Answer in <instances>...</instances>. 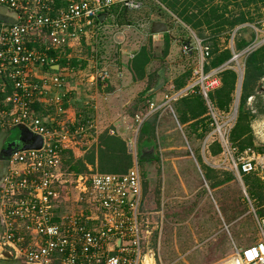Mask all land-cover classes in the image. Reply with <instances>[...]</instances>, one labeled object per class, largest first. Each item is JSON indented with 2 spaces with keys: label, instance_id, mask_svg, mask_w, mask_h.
Listing matches in <instances>:
<instances>
[{
  "label": "built area",
  "instance_id": "built-area-1",
  "mask_svg": "<svg viewBox=\"0 0 264 264\" xmlns=\"http://www.w3.org/2000/svg\"><path fill=\"white\" fill-rule=\"evenodd\" d=\"M0 5L10 13V19H0V131L21 126L43 138L39 149L14 150L0 180V257L21 259L26 264H151L154 254L151 257L143 254L138 222L142 190L137 162L125 174L92 171L79 175L75 181L62 173L60 165L63 145L93 128L91 122L68 126L60 116L63 109L59 102L65 97L64 71L70 68L67 49L98 25L100 14L115 5L130 12L138 11L143 2L0 0ZM256 42L245 52L258 47ZM197 48L203 57L207 54L200 42ZM183 51L190 52L191 46H183ZM238 56L234 54L232 60ZM55 64H59L58 71L52 68ZM217 73V70L205 73L201 66L194 71L195 80L188 89L199 84L207 98L208 92L220 84ZM108 74L105 68L96 70L98 80L104 81ZM188 89L175 92L167 97V102ZM260 91L264 92V77ZM52 92L56 94L52 96ZM48 101L58 102V116L48 114L44 107ZM207 101L211 104L208 98ZM253 102L254 96H250L248 104ZM35 103L43 105L45 115L35 113L32 108ZM154 106L152 103L151 108ZM209 108L216 119L215 109ZM144 118L136 115L130 127L134 133L133 138H128V148L135 157L136 139ZM251 127L258 143L264 145V116L255 118ZM220 134L225 153L233 157L235 147L227 133ZM249 151L251 155H244ZM244 153L238 156V161L232 158L239 178L264 164L259 153L250 149ZM72 188L78 196L72 200L80 203L84 198L85 210L62 213V202L70 201ZM255 219L258 240L250 246L235 248L232 254L212 264H264V215L255 213Z\"/></svg>",
  "mask_w": 264,
  "mask_h": 264
},
{
  "label": "rangeland",
  "instance_id": "rangeland-1",
  "mask_svg": "<svg viewBox=\"0 0 264 264\" xmlns=\"http://www.w3.org/2000/svg\"><path fill=\"white\" fill-rule=\"evenodd\" d=\"M142 1L144 6L141 10L131 13L127 12L125 18L121 19L119 18L123 12L112 14L105 22V25L94 27L87 36L80 39V42H76L74 48L69 51L72 55L71 62L74 68L70 71V73H67V70L64 71L68 77L66 78V84L63 87L65 97H63L59 102L63 109L60 116L63 117V123L66 125H88L89 121H92L91 123L93 124V128L89 129L90 131L88 134L84 133L82 135L90 137V133H93V139L90 140V138H88L86 140L88 146L96 144V138L98 135L106 130L109 131L113 129L118 132L117 129H123V126H121L122 121H125L128 125H132L135 122L133 120L136 115H145L151 110V104L153 102L148 103L149 99L145 98L143 93L146 89L156 84L160 77V72H163L166 78L165 86L160 91H165L168 95H170L172 90H174L173 86L176 80L186 72H190L191 74L186 81L189 82L186 86L188 87L191 81L195 79L194 68L201 65V53L200 50L196 48L200 40L196 36L195 32L187 27L180 20L177 14L168 9L159 0ZM241 2L242 1L240 0L239 3ZM208 7L209 5L205 3L199 8L202 11H207ZM238 8L239 7L235 3L230 4L228 7V9L232 12H238L240 9H248L242 4L241 8ZM261 9L263 11V17L258 22L243 23L238 25L232 32L220 34L216 37L217 39H215V41L219 47L227 46L234 52V37L237 31H241L242 36H247L252 31H255L256 37L258 36L259 39H256L254 43L258 41L256 44L259 46L262 45L264 43V39H262L264 37V7ZM156 17L163 18L171 27V33L169 36L171 46L168 55L165 57H163L165 39L162 38V36H153L150 34V22ZM205 32L207 35H210L209 29ZM185 44H189L194 47L192 54H187L183 51V46ZM142 46L150 48L153 58L147 66L145 77L140 80H136L133 77V71L131 69L132 54L138 51ZM201 46L205 48L203 44ZM256 48L257 47L253 50ZM247 53L244 52L243 55L241 56L240 54L236 60H231L233 62L231 65L229 62L226 64H229L230 66L228 65V67H233L239 72L240 79L241 77L243 79L245 57ZM205 57L206 56L204 55V58ZM73 61H75L76 64H73ZM203 61L205 64L206 60L204 59ZM99 68H107L111 77L105 81L98 80L96 77V70ZM119 72H123L122 78H118L117 75ZM54 94L56 93H51L52 96ZM207 98L209 99V97ZM173 102L174 100L171 101L170 104L164 103L161 110H156L158 109L156 105L153 108L154 113L165 111L169 114L165 122L164 120L160 121L161 125L158 129H156V134L158 135L161 143L160 150H162V152L159 150L160 159L166 166L168 165L169 168L172 167V171L174 170V177L170 183V191L174 189L173 193L171 192V195L175 197L171 200V203L166 204L164 209L165 213H168L169 210L173 217L172 225L167 223V218L164 219L162 232L163 250H161L163 263H165V256L168 260H174L179 258L181 255L184 256V254H186V248H189L191 242L193 241V236L191 237L186 235L185 230L179 229L178 232H175V228L177 227L176 223H178L179 219L181 220L180 216H176L175 214L183 213L179 211V207L184 205V203H181L179 197L185 194V192L178 178V176L182 177L183 175H186L184 171V164L186 163L184 160V152L186 151V153H189V160H192L191 149L197 151L199 148H203L205 139H207L208 143H211L214 140L220 141L222 139L220 132L227 133V138L229 140L230 130L236 121L238 111L235 109L236 105L229 112H220L216 109L217 116L216 119H214L212 131L205 137V139H199L195 134H191L192 136H190L189 141L187 137L184 136L185 133L182 131V129H184L182 128L183 126L176 122V119L172 114ZM57 103L58 102L48 101L44 104L45 109H48V114L53 115V117L58 116L56 110ZM237 103H239V99ZM209 106H212V104H209ZM218 127L221 128V131L218 130ZM185 129L189 132V128L186 127ZM119 132L123 131L119 130ZM11 133L12 138L18 136L20 130L14 128ZM132 133H134L133 129L131 131L128 130L125 136L133 138ZM72 139L74 143L75 141H78L76 140V135L73 136ZM164 141L166 147L163 146ZM240 155L241 153H238L235 148L233 157L225 153V151L217 156H211L209 153L203 154V157L206 163L209 165L211 164L216 169L230 170L233 159L238 161L237 158ZM244 155H251V152L249 151L247 154L244 153ZM256 155L258 156L259 154ZM260 156L262 157L263 155L260 154ZM153 164V168L158 169L160 162L158 163L155 161ZM140 167L143 168V163ZM259 170L261 169L259 168ZM166 172L168 173L169 171L167 170ZM259 174H262L261 171H259ZM68 179L70 181H74L73 176H69ZM159 179V172L156 174L154 172L152 179L148 184V202L149 200L152 201L153 195L157 194V189L160 186ZM69 192L68 196L70 197V201L67 200L66 202H62V213H71L73 211L80 213L81 211H84L85 209L83 207L85 199L82 198L80 203H76L75 200H72L75 197H78L76 189L72 188ZM219 194L225 207L228 209V215L231 217L236 216L240 209H244L246 206L243 201L244 192L241 186V178L239 177L233 181L223 183L218 190L214 191V197L221 201L220 198H218ZM153 206L154 202L149 203L147 210L149 211L154 208ZM221 211H223V209ZM194 214V219H192L191 224L196 232L198 231V227L195 224L202 226L201 230H203L204 227H213V224H215L214 233L223 225V221L221 222L222 219L220 218L219 213L217 214L215 202L210 195L209 199H206V201L200 205V209ZM152 216L159 218V215L156 214H153ZM250 219V222L247 223L245 221L246 223L243 222L244 225L243 223L239 225L241 234L243 233V235H246L243 237V240H246V242H242L243 240L241 241V239L238 241L239 236L237 235V231L234 227H231L229 230L230 242L232 239L238 241L239 247H244L246 245L250 246L256 242L258 239V229L251 216L249 217V220ZM166 227L167 229L169 227L171 232H166ZM242 228H246L244 231L245 233L242 231ZM218 233V235L216 234L217 236L222 235L220 231ZM227 247L228 249L226 250ZM229 253L228 242L222 243L221 240L211 241L203 248V250L196 251L195 253L187 256V259L182 257L185 259L178 261V264H209L217 259L225 257Z\"/></svg>",
  "mask_w": 264,
  "mask_h": 264
},
{
  "label": "trees",
  "instance_id": "trees-1",
  "mask_svg": "<svg viewBox=\"0 0 264 264\" xmlns=\"http://www.w3.org/2000/svg\"><path fill=\"white\" fill-rule=\"evenodd\" d=\"M168 9L178 15L184 24L193 30L196 36L201 40V44L207 49L205 55L204 72L210 73L218 70L217 75L220 79V85L208 92V97L213 108L220 112H229L236 104L237 94L240 86V74L233 68L228 67L234 53L242 54L256 40L255 31L247 36H242L241 31H237L234 37V52L229 47H219L215 39L220 34L230 33L236 29L238 25L243 23H256L263 17L262 7L264 0H159ZM143 2V1H142ZM208 4L207 11H202L199 7ZM235 3L239 8L241 4L248 9L232 12L228 9L230 4ZM144 6V3H143ZM142 6V8H143ZM141 8V9H142ZM237 8V7H236ZM238 8V9H239ZM118 8L108 12V15L115 13ZM123 12L119 19L125 18L127 10H118ZM117 13V12H116ZM131 13V12H130ZM258 26V25H256ZM171 29V28H170ZM210 30V35L206 34V30ZM170 31L164 34L165 50L164 56H167L170 50ZM187 45V44H185ZM184 45V46H185ZM191 46V45H187ZM197 48V47H196ZM198 49V48H197ZM194 47L187 54H192ZM70 47L67 49L69 53ZM247 53V52H246ZM246 55V54H245ZM153 56L150 48L142 46L135 52V57L131 60V69L133 77L140 80L145 77L146 67L151 62ZM229 62L228 65H226ZM64 61L61 62L63 64ZM73 64H76L73 61ZM64 65V64H63ZM229 65V66H230ZM191 76L190 72L182 74L176 80L173 88L174 92L183 90L189 82H186ZM264 77V43L255 50L248 52L245 57V69L241 83L239 103L237 108V118L230 130L229 140L238 153H243L247 149L264 154V145L257 143L253 133L251 123L255 118L264 116V92L260 91L262 78ZM195 80V79H194ZM193 81V80H192ZM191 81V82H192ZM193 83V82H192ZM148 89H146L147 91ZM146 91L143 96L145 97ZM154 95L145 97L151 99ZM254 96L252 105L248 104V98ZM148 100V101H149ZM164 98L156 104L162 103ZM150 103V101L148 102ZM155 104V105H156ZM177 119L184 126V133L190 141L191 134H195L199 139L205 137L212 131L214 126V118L210 113V108L201 92L200 85H194L188 89L182 96L173 102ZM35 113L45 115L47 111L41 103L32 105ZM255 109V113L253 112ZM158 125V112L149 115L143 122L138 134V150L139 162L146 160V153L141 154L142 147H153L158 150L156 129ZM68 126H71L69 124ZM189 128L187 132L186 127ZM91 132L89 136L78 137V141L63 146V154H61V171L69 177L73 176L74 181L79 175L89 173L88 164L92 165L101 173L125 174L133 165V156L128 151L126 141L118 134L110 135L109 131L98 135L96 144L87 148V139H93ZM257 143V144H256ZM212 156L221 154L223 148L218 140L212 141L208 145ZM81 150L84 151L81 154ZM80 152V153H79ZM156 159L160 158L159 153L155 155ZM154 157V158H155ZM243 179L247 187L249 197L254 205L255 211L259 216L264 215V179L260 176L258 170L243 174ZM214 180H217L215 178ZM215 181V184H218ZM69 186V185H67ZM65 190L63 189L62 195Z\"/></svg>",
  "mask_w": 264,
  "mask_h": 264
},
{
  "label": "crops",
  "instance_id": "crops-1",
  "mask_svg": "<svg viewBox=\"0 0 264 264\" xmlns=\"http://www.w3.org/2000/svg\"><path fill=\"white\" fill-rule=\"evenodd\" d=\"M116 8H118V9L115 11V13L116 12L118 13V10L121 9L118 5L113 6L109 11L103 13L106 16H105V18L103 20H99V23H98L97 26L105 25V22L107 21V19H109L111 17V15H112V14L108 15V12L113 11ZM132 12H134V11H132ZM113 14H114V12H113ZM0 19H10L9 11L5 7H3L1 5H0ZM155 19L165 22L167 24V26H168V31L171 32V29H170L171 27L168 25L166 20H164L163 18H160V17H156V18L152 19V21L150 22V28H151L152 22ZM150 34L153 35V36H162V38L165 39V36H164L165 33L152 34L151 31H150ZM76 42H80V39H76L72 43V46L70 47V51H71L72 48H74ZM191 47H193V46H191ZM200 53H201V51H200ZM68 54H69V57H70L69 58V60H70V62H69L70 63V68L67 70V73L68 72L70 73V71H72L74 66L72 65V62H71L72 55H71L70 52ZM134 57H135V53L132 54V59ZM201 57H202V61L200 62L201 65L199 67L194 68V71L196 69H200L201 66H202V68L204 67L203 66V64H204L203 60L205 58L202 56V53H201ZM105 69L109 72V70L107 68H105ZM146 69H147V67H146ZM203 70H204V68H203ZM213 71H215V70H213ZM122 73L123 72H119V74L117 75L118 78H122L123 77ZM65 77L66 78L68 77L67 74H66ZM110 77H111V74L109 72L108 77L105 80H108ZM217 77H218V75H217ZM193 81H194V79H193ZM192 82L185 89L190 88ZM155 85L156 84H154L152 87L148 88V90L146 91L145 97H149V96L154 95L151 98V100L152 99L153 100L152 101L149 100L150 102H153V103L154 102H159V100L164 98V101L162 103H159V104L154 103L158 107V109H156V110H161V108L164 106V103H169L170 104L171 101H173V100L175 101L178 97L182 96V95H180L177 98L170 99V101L167 102V100H166L167 97L173 96V94L175 92L172 90V93L170 95H168L165 91H160L162 88L159 91L155 92L154 94L148 95L147 94L148 91H150V89H152ZM9 90L11 91V88ZM205 99H206V97H205ZM238 99H239V96L237 95L236 104L238 102ZM207 103H208V101H207ZM170 107H171V105H170ZM172 109H173V113L172 114L174 115V117L176 119V122L179 125H181L179 120L177 119V114H176V112L174 110L173 103H172ZM153 113H154L153 109L151 108V110L148 111L147 114H145V115L142 114L141 116L145 117L144 118V121H145V119L149 115H151ZM158 115H159V117H158L157 129L161 125L160 121L164 120V122H165L167 120L169 114L166 113L165 111L164 112L163 111L162 112L159 111ZM89 122H92V121H89ZM143 122H142V124H143ZM121 123H122L121 126H123V129H119V130H121L123 132H119L118 129H117L118 132H116L113 129H111V130H109V133H110V135H112V134L120 135L126 141L127 146H128V138H130V136L127 137V136H125V134H126V132H128V130H130V127L134 123L132 125H128L125 121H122ZM142 124H141V126H142ZM76 126H79V125H75V127ZM141 126H140V128H141ZM181 126H183V125H181ZM14 128L15 129L16 128L19 129L20 133H19L18 136H15V137L11 138V134H12L11 131ZM182 128H184V126ZM89 131L90 130H88L86 133L88 134ZM182 131H184V129H182ZM138 134H139V132H138ZM31 135H33V134H32V132L30 130H28L27 128L21 127V126L13 127V128H10V129H3V130L0 131V180L3 178V176L7 172L8 159L10 157V156H8L9 149H12V152L14 150L24 149V145H26V143L29 141ZM82 135L83 134H79V135H76V136L81 137ZM184 136H186V135H184ZM137 138H138V135H137ZM71 140H72V138H71ZM219 142H220V144H221V146L223 148L221 140ZM229 142H230V140H229ZM68 143L64 144L63 146L67 145ZM204 143L205 144H203V148H199L197 151H194V150L191 149L192 160L191 159L189 160V156H188L189 153H186V151L184 152V160L186 161V163L184 164V166H185V170L184 171H185L186 175H183L182 177L178 176L179 182L181 183V186L183 187L185 194H183L182 196L179 197L181 203L182 204L184 203V205L179 207V211H181L183 213L175 214L176 216H180V218L182 220L181 221L179 219L178 223H176L177 227L175 228V232H178L179 229L185 230L186 235L191 236V237L193 236V241L191 242L190 247L186 248V250H185L186 254H184V256L181 255L179 258H176L174 260L173 259L168 260L167 257L165 256V263H163L162 255H161V250H163L162 249V234H163L162 232H163V226H164V219L167 218V223L172 225V217H173V215L170 214L169 210H168V213H165L164 209H165L166 204L167 203H171V200H173V198L175 197V196L173 197L171 195V192L173 193L174 189L172 191H170L171 190L170 183L172 182L173 177H174L173 176L174 175V170L172 171L171 170L172 167L169 168L168 165L166 166L164 164V162L160 158L156 159V157H155L157 152L159 153V150H160V147H161V143L159 141L158 135H157L158 150L154 149L152 146L148 147V148L147 147H142L141 148L142 149L141 150V154H144V153L148 154V155H146V158H147L146 160L139 162V159H138V155H139L138 154L139 153V150H138V139H137V153H136V157L130 150H128L133 156V165H132V167L134 166L135 161H136L137 164H138L139 172H140L141 190H142V192H141V197H140V200H139V205H138V208H137L138 222H139V227H140V229L142 231V236L141 237H142V251H143V254H147V256H150V257H151V254H154V257H151V264H178V261H180L181 259H183V260L185 258L187 259V256L191 255L192 253H195L196 251L203 250V248L208 243H210L211 241H216V240H221L222 243H224V242H228L229 243V251H230V253L226 255V256H228V255H230V254H232L234 252L235 248H244V247L248 246V245H246L244 247L243 246L242 247L238 246V241H240V239L242 241L243 237L246 236V235H243V233L241 234V232H240L241 229H240L239 225H241L245 221L247 223L250 222L251 219L249 220V217L251 216V218L254 219L255 224L257 226L256 219H255L256 211H255L254 205H253V203H252V201H251V199L249 197V194H248V191H247V187H246V184H245L244 179H243V174L241 175V186H242L243 192H244L243 201H244V204L246 206L244 207V209H240V211L238 212V214L236 216L231 217L230 215H228V212H227L228 209L225 207V205H224V203L222 201V198L220 197V194L218 195V198H220L221 201H219L217 198L214 197V191L215 190H218V188L221 187L223 185V183H227V182L235 180L238 176L236 175L235 170H234V168L232 166L233 163L231 165L230 170L216 169L211 164L209 165L208 163H206L205 160H204L203 154L209 153V155H211V153L209 151V148L207 147L210 144V143H208L207 139H205ZM207 143H208V145H207ZM163 146L166 147L165 141L163 143ZM88 148H89V146L87 145L86 150ZM86 150H81V154H83L84 151H86ZM160 151L162 152V150H160ZM62 152H63V147H62ZM222 152H224V148H223ZM222 152H221V154H222ZM159 155H160V153H159ZM262 155L263 156L261 157V159H262V161L264 163V154H262ZM155 161L158 162V163L160 162V165H159L158 169H154L153 168V165H154L153 162H155ZM142 163H143V168L140 167V165ZM263 165L264 164L259 165L256 170L261 171L262 174L260 176L264 179V166ZM259 168L261 170H259ZM88 169L90 170L89 173H85V174H81V175L90 174L94 170L98 171L97 169H94L92 167V165H90V164H88ZM167 170L169 171L168 173L166 172ZM154 172H155V174L157 172H159V174H160V179H159L160 186L157 189V194L153 195L152 201L149 200V202H148V200H147L148 184L150 183V180L152 179V175H153ZM176 172H177V170H176ZM215 178H217V180H214ZM215 181H218L219 183L215 184ZM208 193L211 196V198L213 199V201L215 202V207H216L217 214L219 213L220 218L222 219L221 222L223 221L222 222L223 225L221 226V228L219 230H217L214 233L213 231H214L215 224H213V227H208V228L204 227L203 230H201L202 226H199L198 224H195L198 227V231L196 232L194 230L192 224H191L192 223V219H194V215H195L194 213L197 212L200 209V205L203 204L206 201V199H209ZM216 196H217V194H216ZM76 198L77 197H75V199ZM151 202L152 203L154 202V206H153L154 208H152V209H150L148 211L147 208L149 207V203H151ZM222 209H223V211H221ZM153 214L159 215V218H156V217L152 216ZM243 225H244V223H243ZM231 227H234L235 230L237 231V235L239 236V240L238 241L232 239L231 242H230V240H229V236H230L229 230H230ZM251 227H253V226H251ZM245 229L246 228H242V231L244 232ZM257 229H258V226H257ZM219 231L222 234V235L220 234L221 236H217L219 234L218 233ZM166 232H171V229H169V227L167 229V227H166ZM1 233H2V227H1V224H0V236H1ZM200 237H202V238H200ZM226 238H227L228 241L226 240ZM258 238H259V230H258ZM242 242L245 243L246 240L245 241L243 240ZM222 247H223V245H222ZM227 249H228V247L226 248V250ZM182 257H185V258H182ZM217 260H215V261H217ZM214 262H212V263H214ZM212 263H209V264H212ZM0 264H26V263H25V261H23L21 259H10V258H2V257H0Z\"/></svg>",
  "mask_w": 264,
  "mask_h": 264
},
{
  "label": "water",
  "instance_id": "water-1",
  "mask_svg": "<svg viewBox=\"0 0 264 264\" xmlns=\"http://www.w3.org/2000/svg\"><path fill=\"white\" fill-rule=\"evenodd\" d=\"M105 16H106L105 14H100L99 20H103ZM150 31L152 34L166 33L168 32V26L165 22L155 19L151 24ZM52 68L58 71L60 67H59V64H55L52 66ZM241 80H242V77L240 79V82ZM165 83H166L165 75L163 72H160V77L156 85L152 89H150V91H148L147 94L151 95L159 91L161 88L164 87ZM240 90H241V83L239 86L238 95H240ZM237 104H236V110H237ZM42 145H43V138L41 135H31L29 141L26 143V145H24V149H39L42 147ZM11 152H12V149H9L8 156H10Z\"/></svg>",
  "mask_w": 264,
  "mask_h": 264
}]
</instances>
